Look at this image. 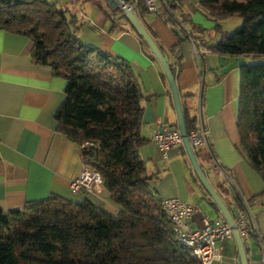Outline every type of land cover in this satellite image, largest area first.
<instances>
[{
	"label": "trees",
	"instance_id": "trees-1",
	"mask_svg": "<svg viewBox=\"0 0 264 264\" xmlns=\"http://www.w3.org/2000/svg\"><path fill=\"white\" fill-rule=\"evenodd\" d=\"M198 3L217 22L213 31L220 36L213 43L193 34L201 29L186 14L174 15L176 3L161 8L160 17L178 42L181 34L189 35L212 53L257 58L239 68L236 148L264 185V0ZM134 11L139 20L148 12L140 0ZM230 16L240 18L239 26L222 31L218 21ZM77 28L73 18L46 0H0V29L30 39L31 62L65 80L64 98L54 113L56 130L80 146L83 163L99 172L102 189L118 209L112 214L89 200L51 195L22 209L0 210V264H201L171 234L138 155L144 143L143 105L131 66L80 42ZM130 28L138 35L131 23ZM182 113L188 132L194 118L183 105ZM194 152L199 158L200 149ZM263 196L264 187L258 194Z\"/></svg>",
	"mask_w": 264,
	"mask_h": 264
},
{
	"label": "crops",
	"instance_id": "crops-1",
	"mask_svg": "<svg viewBox=\"0 0 264 264\" xmlns=\"http://www.w3.org/2000/svg\"><path fill=\"white\" fill-rule=\"evenodd\" d=\"M46 1L74 19L78 25L75 36L80 42L129 63L142 95L140 135L144 143L137 151L146 173L152 177L150 186L160 199L176 197L191 202L185 186V154L173 149L167 159H163L160 149L151 141L157 124L173 126L176 115L161 67L130 28L129 20L108 0ZM156 2L160 8L176 3L174 15L186 14L191 24L201 29L193 30V34L207 44L219 38L220 34L213 31L217 22L208 16L198 0ZM140 21L151 30L156 43L167 53L169 63L175 66L181 107L188 110L191 118L196 115L202 96L200 111L208 130V148L200 149L197 161L217 192L227 196L225 203L231 211L234 197L247 203L248 213L260 235L251 232L249 236L251 258L248 264L257 263L264 250V196L258 197L264 185L236 148L239 141L236 128L239 68L257 58L219 55L207 49L195 59L194 41L189 35L181 34L182 40L178 42L170 26L150 12H144ZM218 22L222 31H231L241 20L230 16ZM185 28L190 33V25L186 24ZM31 47L32 42L27 37L0 29V210L22 209L27 203L51 195L75 202L89 200L102 208L103 204L117 210L102 187L100 198L103 201L83 191H71L70 181L80 174L83 160L80 146L56 130L54 113L64 98L65 80L53 75L49 67L32 63ZM191 103L196 105L195 114L188 108ZM215 163L229 173L234 184L229 189L216 174ZM210 172L218 179L211 181ZM191 179L197 183L194 177ZM213 209L219 217L218 209ZM199 220L200 213L196 212L192 226H197ZM229 242L235 245L233 239L228 240L221 257L211 264H237L236 246L232 249Z\"/></svg>",
	"mask_w": 264,
	"mask_h": 264
},
{
	"label": "built area",
	"instance_id": "built-area-1",
	"mask_svg": "<svg viewBox=\"0 0 264 264\" xmlns=\"http://www.w3.org/2000/svg\"><path fill=\"white\" fill-rule=\"evenodd\" d=\"M115 1L118 9L124 15L126 10H131L135 13V6L139 0ZM140 1H142L148 12L161 16V8L156 0ZM205 50L204 47L200 49L194 43L195 59L198 58L200 52ZM200 107L201 105L199 104L197 113L194 116L193 127L188 132L186 131V138L193 152L198 149L208 148V130L203 124ZM182 139L183 137L178 127L176 125L170 126L166 123H158L151 137V141L160 149L163 159H167L168 153L173 149L184 151ZM214 166L222 183L228 189L233 186L229 173L216 163ZM69 187L72 192L83 191L103 201L100 198L102 178L98 171L84 163L80 174L70 181ZM230 205L233 207L231 214L234 228L242 241L248 262L251 258L249 236L251 232L258 234L257 227L253 217L248 213L245 201L238 202L233 198ZM161 210L170 222V232L176 242L187 249L191 256L201 264H211L212 260L220 258L221 252L225 248V243L233 239L232 228L221 213L219 217L211 219L200 212L194 203L182 201L176 197L161 199ZM196 212L200 213V220L197 226H192L193 216ZM257 263L264 264V250H262L260 257L257 259Z\"/></svg>",
	"mask_w": 264,
	"mask_h": 264
},
{
	"label": "water",
	"instance_id": "water-1",
	"mask_svg": "<svg viewBox=\"0 0 264 264\" xmlns=\"http://www.w3.org/2000/svg\"><path fill=\"white\" fill-rule=\"evenodd\" d=\"M108 2L114 8H117V3L115 0H108ZM124 15L129 20L131 25L135 28L138 35L146 43L150 53L154 56V58L157 60V62L159 63L161 67L162 73L166 79V82H167V85L170 91L171 99L173 102V107H174L175 115H176V126L178 127L180 134L183 137L182 141H183L184 152L191 165L194 176L198 180L199 184L204 189V191L208 194V196L210 197V200L215 204L218 211L223 215L225 220L228 222L229 226L232 228L233 240L235 242L236 253H237L236 263L237 264H248L242 241L239 237L238 232L234 228V223H233L230 207L222 200L220 194L209 182L204 169L201 167V165L197 161L195 153L193 152L186 138V128L184 125L182 107L180 103L178 90L175 84V66L169 63L167 53L160 50L155 40L148 33V31L146 30L144 25L141 23V21L138 19L136 14L133 13L131 10H126Z\"/></svg>",
	"mask_w": 264,
	"mask_h": 264
},
{
	"label": "rangeland",
	"instance_id": "rangeland-1",
	"mask_svg": "<svg viewBox=\"0 0 264 264\" xmlns=\"http://www.w3.org/2000/svg\"><path fill=\"white\" fill-rule=\"evenodd\" d=\"M188 108H191V112L195 114L196 105H194V103L188 104ZM183 161H185V163L187 164L185 165L186 172H187L185 186H186V193L189 195L188 200L194 203L198 207L199 211L207 214L211 219H215L217 217V212L213 209L212 205L210 204L208 200L210 199V197L201 187L197 179L196 180L198 184L192 181L191 179V177H195V176L191 168V165L187 159L186 154L183 155ZM208 177L210 178L211 181L218 179V176H216L214 172H210V174H208ZM220 196L222 200L227 203V196L223 193H220ZM102 206L104 210L112 214L117 212V210L113 209L110 206H105L103 204ZM229 245L231 246L232 249H235V245L232 242H229ZM252 264H258V263L253 262Z\"/></svg>",
	"mask_w": 264,
	"mask_h": 264
}]
</instances>
